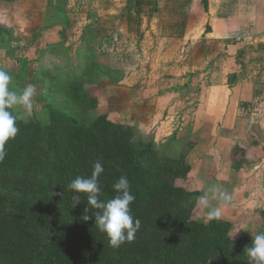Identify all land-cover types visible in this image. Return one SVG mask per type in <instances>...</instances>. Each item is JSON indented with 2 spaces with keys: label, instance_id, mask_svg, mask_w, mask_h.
Returning <instances> with one entry per match:
<instances>
[{
  "label": "trees",
  "instance_id": "obj_1",
  "mask_svg": "<svg viewBox=\"0 0 264 264\" xmlns=\"http://www.w3.org/2000/svg\"><path fill=\"white\" fill-rule=\"evenodd\" d=\"M8 1L14 0H0ZM86 83L79 78L63 88L67 107L49 105L47 123L20 120L10 110L19 132L0 163V264H248L244 249L252 236L233 239L230 221L197 220L202 193L188 190L186 153L166 155L107 115L91 120L99 99ZM238 156L234 168L242 169ZM97 161L104 167L102 199L116 195L113 185L124 175L135 195L130 207L141 228L119 249L109 246L94 217L83 221L85 194L73 208L68 185L90 177Z\"/></svg>",
  "mask_w": 264,
  "mask_h": 264
},
{
  "label": "crops",
  "instance_id": "obj_2",
  "mask_svg": "<svg viewBox=\"0 0 264 264\" xmlns=\"http://www.w3.org/2000/svg\"><path fill=\"white\" fill-rule=\"evenodd\" d=\"M117 1L88 0L84 28L90 51L98 61H119L110 66L118 73L104 69L99 77L97 117L133 126L166 155L186 153L192 167L188 186L191 180L200 184L210 169L218 170L222 181L240 148L264 146V134L259 136L264 131V38L246 32L240 39L234 28L241 15L218 16L219 0L211 1L209 11L201 5L196 11L197 0H134L132 5L121 0L118 6ZM62 25L46 27L42 38L26 39L14 51L7 44L12 47L0 61L14 60L19 48L22 54L17 50L16 57L29 58L33 51L41 56L49 46L67 42L60 39ZM209 25L212 32L203 37ZM133 58L136 65L123 64ZM237 192L233 185L231 193L247 203Z\"/></svg>",
  "mask_w": 264,
  "mask_h": 264
},
{
  "label": "rangeland",
  "instance_id": "obj_3",
  "mask_svg": "<svg viewBox=\"0 0 264 264\" xmlns=\"http://www.w3.org/2000/svg\"><path fill=\"white\" fill-rule=\"evenodd\" d=\"M133 1L130 0L129 4L132 5ZM203 1L197 0L196 11L199 10L200 5L203 9L210 10L213 0H205L206 3ZM120 2L121 0L115 4L118 6ZM166 2L167 0H159V3ZM219 3L218 16H237L238 13L241 15L239 26L234 28V33L238 31L241 35L240 39L247 36L246 32L253 34L249 35L250 38H264V0H219ZM0 8V47H3L0 53L1 58L12 47L7 44L14 45L12 51L16 49L15 46L22 48V43L26 42V39L42 38L46 27L50 29L59 22L63 24L60 28V39L68 40L67 42L63 40L61 45L56 43V46L54 44L49 46L47 53H43L41 56L40 51H36V53L33 51L28 54L32 55L31 57H21L22 51L19 48L17 50H20L21 53L16 57V50V53L13 54L14 60L8 61L5 58L3 62L0 61V70L8 72L12 77L10 89L19 91L29 84L36 87L34 101L38 108L34 107L31 115H28L25 109L16 107L15 111L20 120L25 121L36 116L43 123H47L49 121V105L66 109L67 101L60 93L68 83L86 77V87L97 93L99 77L104 69L112 70L115 74L118 73L119 70L111 69L110 66L118 65L119 61L114 57L113 61L110 59L98 61L85 40L86 28H84V24L88 17V0H14L0 2ZM209 32H212L210 25L207 26L203 37ZM81 34H84L82 40L80 39ZM114 62L115 65L112 64ZM137 63L134 58L125 59L123 62V64L129 65ZM259 77L260 75L257 76V78ZM97 114V110L91 112L90 119H96ZM259 134L260 137L263 136L264 131ZM254 138L258 137L254 136ZM254 144V147L251 148L243 146L240 148L242 151L238 152V161L244 164L242 169H234V166H231L228 169L229 174L224 173L222 181L218 170L212 172L210 169L208 176L200 184L199 180L196 181V185L195 181L191 180L188 186L190 192L201 191V193L211 186H219L221 191H226L231 195V204L227 206L228 208H224L221 219L233 223L232 235H236L235 237L238 238L251 236L250 233L264 232V146ZM245 150L249 155L244 154ZM233 185L236 186L238 192L240 191L242 201H247L246 205L240 202L237 195L231 193ZM245 195L248 197L245 198ZM211 203L215 206L220 202L213 200ZM206 211L202 208L199 210L197 220L200 223H203Z\"/></svg>",
  "mask_w": 264,
  "mask_h": 264
},
{
  "label": "clouds",
  "instance_id": "obj_4",
  "mask_svg": "<svg viewBox=\"0 0 264 264\" xmlns=\"http://www.w3.org/2000/svg\"><path fill=\"white\" fill-rule=\"evenodd\" d=\"M11 81L12 77L8 72L0 70V163H3L8 155L6 145L10 140L15 139L19 132L16 126L17 117L10 110L22 107L28 115H31L33 108H38L34 101L36 87L29 84L17 91L10 89ZM103 172V165L97 161L93 165L90 177L77 176L68 187L74 193L72 196L73 208L82 202L80 194L86 195L87 207L83 210V221L87 222L94 217L95 226L106 234L109 246L119 249L125 243L134 241L141 228V221L135 218L131 212L130 205L135 201V195L131 191V185L126 175L121 176L113 185L116 195L111 199H102L103 192L99 178ZM231 199V195L226 191H221L219 186L209 187L198 198L199 206L207 210L203 223L207 225L213 220H220L224 208ZM213 200H218L220 203L213 206L211 203ZM93 209L96 210L94 213ZM89 212L92 213V216H89ZM250 234L252 236L251 244L244 249V253L248 257V264H264V232Z\"/></svg>",
  "mask_w": 264,
  "mask_h": 264
}]
</instances>
